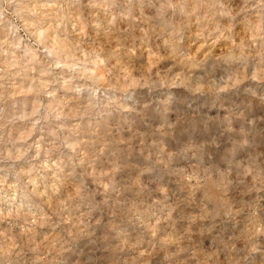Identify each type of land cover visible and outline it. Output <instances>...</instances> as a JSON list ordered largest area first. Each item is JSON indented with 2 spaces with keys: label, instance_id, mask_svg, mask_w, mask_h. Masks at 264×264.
<instances>
[{
  "label": "clouds",
  "instance_id": "9594fccd",
  "mask_svg": "<svg viewBox=\"0 0 264 264\" xmlns=\"http://www.w3.org/2000/svg\"><path fill=\"white\" fill-rule=\"evenodd\" d=\"M0 264H264V0H0Z\"/></svg>",
  "mask_w": 264,
  "mask_h": 264
}]
</instances>
